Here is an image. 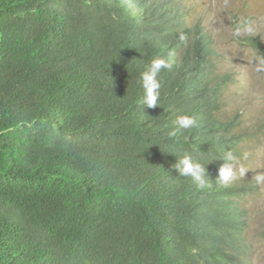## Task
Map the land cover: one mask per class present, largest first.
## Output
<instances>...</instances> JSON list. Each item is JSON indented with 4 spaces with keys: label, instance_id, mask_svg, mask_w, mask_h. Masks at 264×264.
I'll list each match as a JSON object with an SVG mask.
<instances>
[{
    "label": "trees",
    "instance_id": "1",
    "mask_svg": "<svg viewBox=\"0 0 264 264\" xmlns=\"http://www.w3.org/2000/svg\"><path fill=\"white\" fill-rule=\"evenodd\" d=\"M264 59V48L259 47ZM154 57L158 106L140 102ZM180 0H0V264H244L229 80ZM195 120L175 137L178 114ZM205 165L198 186L173 167Z\"/></svg>",
    "mask_w": 264,
    "mask_h": 264
},
{
    "label": "rangeland",
    "instance_id": "2",
    "mask_svg": "<svg viewBox=\"0 0 264 264\" xmlns=\"http://www.w3.org/2000/svg\"><path fill=\"white\" fill-rule=\"evenodd\" d=\"M188 23H199L213 41L215 79L229 80L221 94L218 118L234 120L240 136L234 162L237 178L247 187L242 201L247 213L244 264H264V0H180ZM246 175L240 174V169Z\"/></svg>",
    "mask_w": 264,
    "mask_h": 264
},
{
    "label": "clouds",
    "instance_id": "3",
    "mask_svg": "<svg viewBox=\"0 0 264 264\" xmlns=\"http://www.w3.org/2000/svg\"><path fill=\"white\" fill-rule=\"evenodd\" d=\"M170 65L160 57H154L146 70L141 73L140 84L143 89V95L141 97V103L145 108H152L158 106L159 89L161 87L158 76L163 69H168ZM175 128L169 132L170 137H175L181 129H189L195 126V120L185 113L178 114L174 120ZM236 156L232 152L225 154L223 163L218 168L217 180L224 185L230 184L237 178L236 171L234 170V162ZM175 170L181 176L190 177L194 183L200 187H204L208 176L205 165H202L198 161H194L190 154H184L179 159H176V163L173 166ZM241 175H246L244 169H240ZM257 181L264 179V177L257 176Z\"/></svg>",
    "mask_w": 264,
    "mask_h": 264
}]
</instances>
